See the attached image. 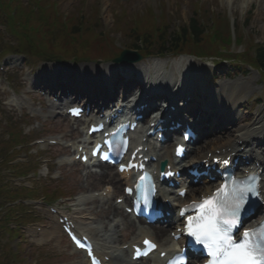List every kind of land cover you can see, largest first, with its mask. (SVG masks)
Returning <instances> with one entry per match:
<instances>
[{
  "label": "rangeland",
  "instance_id": "374dc122",
  "mask_svg": "<svg viewBox=\"0 0 264 264\" xmlns=\"http://www.w3.org/2000/svg\"><path fill=\"white\" fill-rule=\"evenodd\" d=\"M23 4L25 6V12L23 13L24 18H29L25 20L26 25L30 29H34V18L35 16H30V12L28 8V4H30L29 0H22ZM50 2H53L54 0H49ZM57 1V9L59 10L61 15L57 16L55 18L56 21H59L61 19H65L67 21V24L72 22V18L80 17V12L85 13V17H88L90 19L93 18V4H96L99 7L100 11V23L101 26H99L96 31L100 30L101 27L104 28V36L100 40L99 36V44H105L106 50L111 48V46L114 48L117 47V44L127 45L128 42L133 38L131 37L132 32L130 33V29H135L136 25H132L131 23L128 24L129 18H132L133 16L137 17L140 22V28L142 32L150 31L151 28H153L152 19L153 15L151 11H148L149 6L153 5L152 10H156L155 6L159 5L160 0H55ZM162 2L166 1V12L167 14L163 19L164 22L170 23L173 19H175L176 22L171 23L172 26L178 25L179 23L182 24L183 22L188 21L189 18H191L193 15V6L196 0H178L179 3L176 4V0H161ZM96 2V3H95ZM205 7L203 8V12L200 16H196V19L199 24L201 23V20L203 19L205 24H207L205 31L208 32H218V35L222 37L223 43L227 44L226 42H229L230 45L233 46L234 49L240 50L243 49V43L248 42L252 40L253 38L258 37L259 39H264V0H253L251 4L248 5L247 8H242L240 0L236 3H229L227 0H205ZM12 5L17 6V0L16 2L12 3ZM212 6V9L210 8ZM38 7L36 6L33 10H36ZM210 9L211 12L210 14ZM247 9V10H246ZM46 14H49L50 11H45ZM67 16L66 18H63V16ZM125 17H121V16ZM186 15V17H185ZM231 15L237 17L236 27H232L231 25ZM246 16V17H245ZM244 18L246 19L247 23H245V27H242L244 23ZM2 19V18H1ZM86 19V18H85ZM11 20H13V17H11ZM80 22L83 24L80 25V28L85 29V33L88 35L91 34V31H87L86 26L84 25V18L83 20L81 18H78ZM115 20V23L113 21ZM128 20V21H127ZM217 21L216 24H212L211 21ZM117 21L121 22V25L119 30L115 29L114 32H112V24L113 27L117 23ZM138 21V20H137ZM204 27V26H203ZM236 28V29H235ZM41 29V38L43 41V46L49 48L51 47H59L61 49V55L67 56V49H66V41H64V38L61 36H58L56 39H53L55 37V34L50 32L48 30V26L43 25ZM202 32H204V29H201ZM1 31V30H0ZM234 31V32H233ZM35 33V29H34ZM48 35H46V34ZM45 34V35H44ZM129 34V35H128ZM256 36V37H255ZM86 39V35L84 36ZM239 41H241V44H238ZM1 44H4L2 40L0 39ZM109 44V45H108ZM256 46V45H255ZM113 48V49H114ZM16 56H13V58ZM31 67L29 66L28 69L31 71L30 73L34 75H42V60L40 58H29ZM54 64H57L56 62H53ZM66 63H72L73 65L80 66V64H90V63H96L100 66H108L111 65V62H89V61H71ZM64 64V63H63ZM123 64H119L118 66H121ZM196 64L192 67L194 68ZM59 67H63L62 64L59 65ZM93 68L94 66H90ZM53 72V71H52ZM9 75L8 77H12V81L17 85L18 89H26V84H20L19 80L21 78L26 77V72L22 70H16L12 74L10 72L6 73ZM3 74V75H6ZM223 79V78H222ZM221 80V79H220ZM27 83V80H25ZM14 84V85H15ZM38 99H40L38 97ZM264 104V98L263 103ZM23 114V115H22ZM29 115L26 112H19L15 109H9L2 104H0V139L4 140L8 136L7 128L11 125L18 124V126L26 128L27 126L24 125L25 122H27V118ZM39 121V126L35 127V130L32 132L35 137L47 135L54 132L62 131L64 128V125H67L68 128L66 129L67 133H74L73 136L77 137L79 135L78 130H74L72 128V125L67 123H63L61 120L58 122H51L48 123V126L46 123L42 122L41 118H36ZM35 120V119H34ZM28 122H31L30 120ZM32 137V138H35ZM3 144H1V147ZM0 147V148H1ZM61 148V146H60ZM60 148L58 150H51L47 157L50 160H53L56 158L57 153H59ZM3 157V155H1ZM5 159V157H4ZM4 159H1V161L4 162ZM4 164V163H3ZM69 167L65 168V172ZM70 180L73 182L71 185H64V189H71L73 192L79 191L80 189H83V183L81 182V177H77L76 175H72V178ZM61 179L58 181V184L60 183ZM35 249L26 248L25 254L27 255V260L23 264H26V262H29L31 264L34 263L36 257H41L39 253L34 252ZM34 252L33 257H29V254ZM54 261V260H53ZM20 264V263H18Z\"/></svg>",
  "mask_w": 264,
  "mask_h": 264
},
{
  "label": "snow or ice",
  "instance_id": "6c2138e0",
  "mask_svg": "<svg viewBox=\"0 0 264 264\" xmlns=\"http://www.w3.org/2000/svg\"><path fill=\"white\" fill-rule=\"evenodd\" d=\"M72 111L76 112L75 109ZM175 151L180 154L183 147L178 145ZM144 178L141 177L142 180ZM248 194L259 197L261 192L254 183L241 182L232 189L221 186L213 196L204 199L199 205H194L198 209L196 215L187 217L185 230L195 243L207 249L211 257L208 264H264V225L254 229L246 228L239 237L233 235V229L240 225ZM76 243L84 247L80 240L76 239ZM144 244L156 248L148 240ZM173 264L184 262L175 261Z\"/></svg>",
  "mask_w": 264,
  "mask_h": 264
},
{
  "label": "bare ground",
  "instance_id": "6f19581e",
  "mask_svg": "<svg viewBox=\"0 0 264 264\" xmlns=\"http://www.w3.org/2000/svg\"><path fill=\"white\" fill-rule=\"evenodd\" d=\"M237 1H239V0H227V2H229V3H236ZM253 0H240V2H241V5H242V8H245V6H246V4H248V3H250V2H252ZM182 59V61H184L185 59L184 58H181ZM181 60H180V62H182ZM155 68V67H154ZM179 68V67H178ZM51 70H53L52 68H46V72H47V74H48V77H50V78H54V77H56L55 78V80H54V84L56 85V86H60V87H63V86H67L66 84H65V78H67L68 80L72 77V73H68V71H66V69L65 70H62L61 71V75H59V76H57L56 75V73H58V71L59 70H57L56 69V71H54V72H51ZM109 70H110V68H109ZM108 70V71H109ZM131 70V69H130ZM145 70H146V72H144V75H145V77H147L148 75H151V72H150V69L148 70L147 69V67L145 68ZM160 70V69H159ZM159 70H157V71H159ZM157 71L155 72V75H157L156 73H157ZM80 72V75H82V78H81V86L82 87H84V88H88V87H90L91 85H92V83L93 82H96L99 78H98V75H97V78H96V76L95 75H93V77H91V76H89V74H86V73H82L81 71H79ZM139 72H137L136 73V75L138 74ZM69 75H71V76H69ZM89 77H91V78H89ZM152 77V76H151ZM156 76H154V78H155ZM158 77V76H157ZM102 83V82H101ZM147 83H150V81H148ZM130 84H138V82H136V80H130ZM243 87H245V85H240L238 88L237 87H233V88H230L228 91H225L224 89H221L220 91H219V95L220 96H225L226 98H227V100H230L231 102H236V100H237V97L236 98H233L232 96H231V94H233L236 90H239V89H241V88H243ZM61 92L63 93V91L61 90ZM87 93L88 94H93L92 92H91V90H87ZM189 117V116H188ZM198 119V118H197ZM199 120V119H198ZM258 122V121H257ZM256 122V123H257ZM231 123H233L232 121H231ZM195 125H197V122H195ZM242 129H245L244 127L243 128H241L240 130H242ZM84 142V140H79V141H77V143H82V142ZM201 151H204V150H201V149H199L198 150V152H201ZM167 154H166V152H164L163 154H162V157L163 156H166ZM116 183H119L118 181H116ZM85 199V197H82L81 198V200H84ZM88 209H89V211H90V214H92L91 213V211H93L94 210V208L93 207H88ZM113 209L114 210H116V206L114 205L113 206ZM84 214H88V212H86L85 211V213ZM87 223H90V222H87ZM55 231V230H54ZM56 232V231H55ZM116 232V231H115ZM52 235H56V236H61L60 235V233H54V234H52ZM52 235H48L49 237H51ZM114 238V237H113Z\"/></svg>",
  "mask_w": 264,
  "mask_h": 264
},
{
  "label": "trees",
  "instance_id": "16d2710c",
  "mask_svg": "<svg viewBox=\"0 0 264 264\" xmlns=\"http://www.w3.org/2000/svg\"><path fill=\"white\" fill-rule=\"evenodd\" d=\"M192 19H193V20H191L190 24H187V25H183V26H182L183 31H185L186 33H188V30L191 29V30L193 31V33H196V34L202 33V30H201L202 28H201L200 24L195 20L196 18L194 17V18H192ZM93 30H94V29H93ZM73 32H74V33H77V34L87 35L84 31H83V33H80L81 30H80V27H78V26H75ZM183 33H184V32H183ZM101 35H103V32H102V31H100V32L97 34V36L95 37V40H97V37H98V36H101ZM142 38L145 40V42L147 41V40H146V39H147L146 36H143ZM139 40H140V39L136 40V41H135L136 43H133V45H136V47L139 46V44H140V41H139ZM83 42L87 43L88 41L83 40Z\"/></svg>",
  "mask_w": 264,
  "mask_h": 264
}]
</instances>
